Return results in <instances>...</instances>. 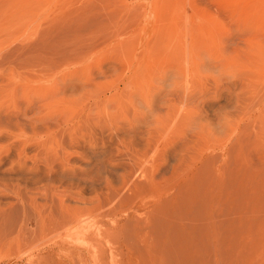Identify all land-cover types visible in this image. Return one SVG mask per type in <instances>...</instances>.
Listing matches in <instances>:
<instances>
[{
  "label": "rangeland",
  "instance_id": "rangeland-1",
  "mask_svg": "<svg viewBox=\"0 0 264 264\" xmlns=\"http://www.w3.org/2000/svg\"><path fill=\"white\" fill-rule=\"evenodd\" d=\"M220 155L232 264H264V0H0V264H94L117 224L74 221Z\"/></svg>",
  "mask_w": 264,
  "mask_h": 264
},
{
  "label": "bare ground",
  "instance_id": "bare-ground-1",
  "mask_svg": "<svg viewBox=\"0 0 264 264\" xmlns=\"http://www.w3.org/2000/svg\"><path fill=\"white\" fill-rule=\"evenodd\" d=\"M220 159L218 161H224L219 164L213 158V164L219 165L212 168L208 165L211 169L205 177L193 172L181 183L164 187L156 197L151 198L153 182H149L140 190L137 186L130 189L128 197L121 198L119 208L104 204L108 208L105 209L103 204L95 205L84 216L87 222L83 218L74 221L69 234L75 238L82 236L83 226L90 221L102 223L107 219L117 225L93 237L83 247L85 256L76 258L84 260L90 255L94 264H232L235 220L231 179L228 158ZM145 206H154L155 212H139ZM54 228L68 227L62 222ZM144 232L150 234L149 239L141 238ZM68 243L64 239H54L47 251L58 253L57 250ZM68 248L77 253L74 245ZM107 251L119 252V258L106 262Z\"/></svg>",
  "mask_w": 264,
  "mask_h": 264
}]
</instances>
